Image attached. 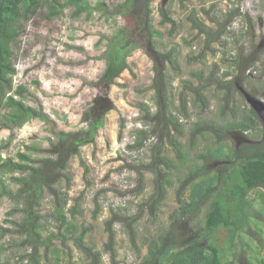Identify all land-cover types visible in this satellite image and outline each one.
<instances>
[{
	"label": "rangeland",
	"instance_id": "obj_1",
	"mask_svg": "<svg viewBox=\"0 0 264 264\" xmlns=\"http://www.w3.org/2000/svg\"><path fill=\"white\" fill-rule=\"evenodd\" d=\"M125 1L88 0L95 9L94 14H82L77 18L74 15V7H65L55 18H51V10L45 8L31 21L22 24L18 43L14 46V63L18 71L15 84L23 85L41 101L45 111L60 130L77 132L85 128L87 124L82 122L83 113L91 108H95L94 117H104L105 126L98 132L96 142L80 149L87 170L78 157L70 163L68 173L72 181L68 189L70 201L66 209L67 216L78 226L89 228L86 242L99 251H104L108 242L106 222L113 212L126 218L139 217L135 225L137 244L145 254L147 240L169 227L171 214L178 207V178L183 177L186 170L176 167L172 175L173 185L168 189L157 219L152 220L143 206L154 191V174L148 171L147 167H154L153 162L157 160V156H167L178 166L179 163L172 147L152 133L154 125L145 127L139 120L143 116L139 105L148 104L152 112H156L158 108L155 90L151 89L156 76L154 69L157 63L153 59L156 54L149 42L145 43L144 34L141 37L134 33L135 24L130 17L117 14L108 18L100 10L104 8L112 12ZM162 2L163 0H152L151 3L153 28L163 34L161 38L156 37L152 41L162 52L176 49L175 67L169 63L163 65L160 61L158 65L165 71L169 84V111L179 116L183 124L180 140L190 155V162H194L201 151L215 144V138L209 135L192 143L189 137L193 123L200 118L215 124L225 121L220 113L223 92L213 87L205 91L210 106L206 113L200 114L196 97L188 90L186 96L189 100V118L180 115V98L181 92L186 91L185 82L191 83L193 87L200 85V81L194 76L195 73L203 72L204 80L214 69L218 71L219 78L226 72L233 75L236 70L232 62L241 48H244L242 50L246 55H251L257 49L254 58L260 57L261 61L247 72L248 82L237 85L238 90L243 88L264 103V46L260 47L264 40V0H187L184 3L181 0H168L164 8L177 22L174 32L170 24L161 23ZM236 9L239 15L231 21L229 12ZM199 26L210 32V37L216 36L222 30L224 34L219 41H211L208 46V37L200 33ZM120 30H125L128 36H135L137 43L145 48L128 57L135 76L125 70L116 79V83L108 87L84 85V80L97 82L103 75L106 61L98 57L105 50L110 36L116 35ZM101 36H104L103 43L98 47L97 42ZM232 79L233 76L227 80ZM248 90L254 92V95ZM100 96L107 97L109 103L103 101L96 104ZM242 101L243 98L238 93L237 106L243 107ZM245 101L249 105L247 100ZM28 104L35 105L31 100ZM122 122L125 129L121 133ZM138 129L151 132L144 147L131 148L130 146L135 144V132ZM230 137V144L233 141L238 144L242 142L239 135L231 134ZM9 138L10 132L0 127V146L6 145ZM52 138L47 125L40 120H34L16 131L10 148L0 150V164L2 158L14 156L18 151L41 158L44 155L36 149L48 148ZM210 168L213 169V166ZM0 180L5 181L11 189H17L11 175H3L0 172ZM66 185V182L61 184V189L65 192ZM97 204L100 205V212L96 214ZM74 205H78L80 214L73 218L69 210ZM13 207L14 204L9 198L1 199L0 263L34 264L24 257L30 252L31 246H21L20 237L9 233L3 237L1 234L3 229L13 228L12 224L5 221L7 212ZM262 207L261 203L257 205L259 209ZM53 211V198L46 195L40 209V214L44 217V238L59 232ZM208 211L209 205L183 226L184 238L192 239L195 232L205 229ZM22 218L23 215L18 214L13 219L20 221ZM261 223L260 236H264V220ZM114 229L116 259L119 264H139L140 259L131 244L126 223H117ZM243 240L251 243L253 248L248 252L238 243L237 260L240 259L242 264H254L250 263L252 257L261 255L260 258H264V251L257 248L258 243L252 234H244ZM45 254L43 247L42 264H54L56 259L60 260V264H88L72 241L64 245L60 240H54L47 257ZM230 260L226 264H231ZM104 264H112L110 254L104 255Z\"/></svg>",
	"mask_w": 264,
	"mask_h": 264
},
{
	"label": "trees",
	"instance_id": "obj_2",
	"mask_svg": "<svg viewBox=\"0 0 264 264\" xmlns=\"http://www.w3.org/2000/svg\"><path fill=\"white\" fill-rule=\"evenodd\" d=\"M181 1L184 3L187 0ZM151 3L152 0H126L112 12L100 8L108 18L117 14L130 17L135 24L134 33L141 37L144 34L145 43L149 42L156 54L153 56L157 63L154 69L156 76L151 89L155 90L158 108L156 112H152L148 104L139 105V110L143 113L139 120L145 127L154 125L152 133L172 147L179 166L167 156H157V160L153 162L154 167H147L154 174V191L143 206L152 220L157 219L168 189L173 185L172 175L176 167L186 170L184 176L178 178V207L171 214L169 227L147 240L146 253L143 254L137 244L135 231L139 217L126 218L113 212L106 222L108 242L105 250L99 251L86 242L89 228L78 226L67 216L66 209L70 201L68 189L72 181L68 173L70 163L78 157L87 170L80 149L96 142L98 132L105 126L104 117H94L95 108H91L83 113L82 122L87 124L85 128L77 132L60 130L45 111L41 101L23 85L15 84L18 71L14 63V46L18 43L22 24L31 21L45 8L51 10V18L58 16L67 6L74 7L76 18L82 14L92 16L95 9L88 0H0V127L10 132V138L6 145L0 146V150L10 148L16 131L34 120L44 122L53 137L48 148L36 149L43 157L34 158L32 154L18 151L14 156L2 158L0 164V172L11 175L13 184L17 186L13 190L5 181L0 180V201L7 197L14 204L13 209L7 212L5 220L13 228L3 229L1 234L3 237L8 233L20 237L21 246H31L30 252L24 257L34 264H42L41 249L45 248L47 257L54 240H60L64 245L72 241L88 264H104L105 254L111 255L112 264H119L116 259L114 226L124 222L131 244L140 259L139 264H226L231 258V264H242L236 258L238 243L245 251H252L253 248L251 243L243 240L244 234H252L258 243L257 248L264 251V236H260L261 221L264 220V123L258 113L246 104L244 94L238 90L237 85L247 83V72L261 61L260 57L254 58L258 50L246 55L242 50L244 48H241L232 62L236 70L233 75L226 72L219 78L218 71L214 69L206 80L203 72L194 74L200 81L199 86L193 87L191 83L185 82L186 91L181 92L179 106L181 116L189 118V100L186 96L188 90L195 95L200 114L203 115L210 107L205 91L213 87L223 92L220 113L225 120L221 124H215L200 118L193 123L189 137L192 143L210 135L215 138V144L206 147L196 156L194 162H190V155L180 140L183 124L179 116L169 111V84L165 71L158 65L160 61L163 65L169 63L175 67L176 49L162 52L152 41L156 37L161 38L163 34L153 28ZM237 12V9L229 12L231 21L239 15ZM160 14L161 23L170 24L174 32L177 22L170 12L161 7ZM199 29L201 34L207 35L208 46L211 41H219L224 34L222 30L216 36L210 37V32L201 26ZM103 39L104 36H101L97 42L98 47L102 45ZM136 40L135 36H128L125 30L110 36L105 50L98 57L106 61L103 75L97 82L84 80L83 84L108 87L115 84L125 70L135 76L128 57L139 49H145ZM75 49L82 50L79 47ZM232 76V80H227ZM248 91L254 95V92ZM238 93L243 98V107L237 106ZM30 100L35 105L28 104ZM124 129L122 122L121 133ZM151 131L138 129L135 132V144L130 147H144ZM231 134L241 136L242 142L238 144L233 141L230 144L228 141L231 140ZM63 182L67 184V192L61 189ZM46 195L53 198V218L59 226V232L44 238V217L40 214V209ZM259 203L263 206L260 209L257 208ZM207 205L209 211L205 229L195 232L192 239L184 238L183 226ZM99 212L100 205L97 204L96 214ZM69 213L73 218L79 215L78 205H74ZM18 214H22L23 218L15 221L13 218ZM260 256L252 257L250 263L264 264V258ZM54 264H60V260L56 259Z\"/></svg>",
	"mask_w": 264,
	"mask_h": 264
},
{
	"label": "water",
	"instance_id": "obj_3",
	"mask_svg": "<svg viewBox=\"0 0 264 264\" xmlns=\"http://www.w3.org/2000/svg\"><path fill=\"white\" fill-rule=\"evenodd\" d=\"M168 0H163L162 7L164 8L167 4ZM242 93L246 97L247 102L249 103L250 107L253 108L259 115V117L262 119L264 123V103L249 93H247L243 88L241 89Z\"/></svg>",
	"mask_w": 264,
	"mask_h": 264
},
{
	"label": "flooded vegetation",
	"instance_id": "obj_4",
	"mask_svg": "<svg viewBox=\"0 0 264 264\" xmlns=\"http://www.w3.org/2000/svg\"><path fill=\"white\" fill-rule=\"evenodd\" d=\"M264 46V40H262L260 47ZM241 90V89H240ZM104 97V98H103ZM109 103V99L105 96H100L99 99L96 100V104H101L102 102Z\"/></svg>",
	"mask_w": 264,
	"mask_h": 264
},
{
	"label": "built area",
	"instance_id": "obj_5",
	"mask_svg": "<svg viewBox=\"0 0 264 264\" xmlns=\"http://www.w3.org/2000/svg\"><path fill=\"white\" fill-rule=\"evenodd\" d=\"M124 264H131V263L128 262V263H124Z\"/></svg>",
	"mask_w": 264,
	"mask_h": 264
}]
</instances>
